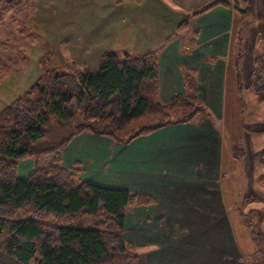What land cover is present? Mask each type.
Instances as JSON below:
<instances>
[{"label": "crops", "instance_id": "1", "mask_svg": "<svg viewBox=\"0 0 264 264\" xmlns=\"http://www.w3.org/2000/svg\"><path fill=\"white\" fill-rule=\"evenodd\" d=\"M214 1L74 0L101 21L96 30L87 28V54L95 55L97 67L104 52L151 50L158 63V102L184 93L183 73L193 72L198 97L208 109V116L168 124L127 143L83 132L62 151V164L81 169L85 181L155 199L129 206L121 231L124 240L141 250L143 264H245L244 256L253 249L243 212L236 210L233 184L239 179L232 172H240L232 145L243 142L239 112L253 60V47H247L250 27L242 32V56L236 64L234 45L242 21L232 6L216 4L199 12ZM225 1L240 7L253 3ZM113 28L125 38L119 48L111 45ZM35 68L31 76L0 81V110L15 99L18 88L37 79L41 70ZM243 148L246 152L245 144ZM34 162L21 161L18 176H29Z\"/></svg>", "mask_w": 264, "mask_h": 264}, {"label": "trees", "instance_id": "2", "mask_svg": "<svg viewBox=\"0 0 264 264\" xmlns=\"http://www.w3.org/2000/svg\"><path fill=\"white\" fill-rule=\"evenodd\" d=\"M20 2L0 0V23L1 13ZM216 4L232 6L242 21L234 45L238 64L244 19L254 8L217 0L199 12ZM184 26L186 21L179 30ZM256 41L248 89L264 95V30L257 31ZM67 68L44 69L0 110V264H143L121 231L129 206L149 205L155 199L85 181L78 167L62 165V151L83 132L127 143L162 126L208 116L195 75L183 73L184 93L160 103L157 57L151 50L104 52L94 71ZM46 156L55 158L27 177L17 175L20 160ZM259 162L264 166V153ZM259 181L264 184V174ZM248 225L264 240L255 223Z\"/></svg>", "mask_w": 264, "mask_h": 264}, {"label": "rangeland", "instance_id": "3", "mask_svg": "<svg viewBox=\"0 0 264 264\" xmlns=\"http://www.w3.org/2000/svg\"><path fill=\"white\" fill-rule=\"evenodd\" d=\"M79 4L82 6L75 5L74 0H21L16 8L2 12L0 81L11 75L26 73L31 76L37 65L41 72L44 69L62 72L66 71L68 66L96 70L95 55L87 54V28L92 27L96 30L101 21L96 12H92V9L83 11L85 5L82 2ZM249 4L255 12L246 20L250 27L247 47L248 49L253 47L250 50L254 57L257 53V41L253 32L256 29L264 30V0H253V3ZM76 11L77 13H74ZM87 18L91 20L87 21ZM110 34L112 46L119 48L125 43L123 34H119L115 28ZM30 85L26 86L24 83V87L18 88L12 98L20 96ZM242 100L239 118L243 129L239 134L242 135L243 142L238 140L232 145L240 162L239 174L237 170L232 171L233 174H237L234 178L239 179L233 184L237 194L235 204L236 210L245 214L241 220L248 231L250 230L248 223L251 221L262 232L261 234H264V184L259 183V178L264 174V166L259 162L260 154L264 153V95L244 89ZM247 124L250 125L246 128ZM54 158V156L25 158L17 163L16 173L21 161L31 159L35 161L37 169L49 165ZM80 170L78 176L81 178ZM250 235L253 251L244 256L243 261L245 264H264V240H261L257 233ZM136 251L138 254L141 252L140 249Z\"/></svg>", "mask_w": 264, "mask_h": 264}]
</instances>
